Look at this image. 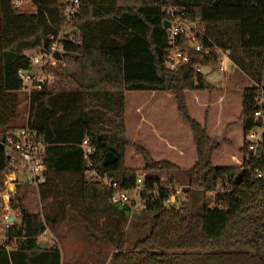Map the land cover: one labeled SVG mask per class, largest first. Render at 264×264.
Listing matches in <instances>:
<instances>
[{
	"label": "trees",
	"instance_id": "obj_1",
	"mask_svg": "<svg viewBox=\"0 0 264 264\" xmlns=\"http://www.w3.org/2000/svg\"><path fill=\"white\" fill-rule=\"evenodd\" d=\"M67 1L0 0V141L15 132L13 124L26 102L24 127L38 131L47 144V171L39 193L48 210L43 216L34 213L27 202L32 189L19 187L14 207L20 222L5 233L0 264H62L58 245L41 249L39 238L76 205L83 213L80 225L95 244L118 231L110 228L101 238L94 235L84 224H90V216L112 221L131 216L128 208L110 203L109 189L88 178L80 148L86 139L96 147L93 169L120 191L134 190L143 178L146 209L137 214L153 216L149 234L132 247L123 233L109 240L116 247L113 264H264V181L257 178V172H264V135L259 159H248L247 152L248 133L264 124V0H80L73 22L77 33L61 41V51L55 53L59 67L49 70L57 83L24 94L18 73L33 68L26 53L42 46L50 50L48 38L58 37L65 25ZM171 9L180 10L176 16L184 20L205 24L202 45L212 51L206 56L185 46L190 64L175 71L166 66L170 46L163 27L171 20ZM219 51L228 52L254 86L242 91L241 114L229 125L230 132L212 138L208 127L193 118L187 93L214 95L216 89L194 68L217 67ZM74 64L78 71L70 70ZM127 93L173 97L195 147L192 167L156 160L144 144L129 140ZM21 94L26 95L22 100ZM258 111L263 112L259 121ZM130 148L141 157L143 168L125 165ZM109 152L119 160L105 166ZM220 154L226 157L217 161ZM229 157L234 165H223ZM9 170L0 144V174ZM150 172L166 173L171 187L178 184L172 174L185 176L187 189L175 205L166 206L171 192L164 190L160 178L146 175Z\"/></svg>",
	"mask_w": 264,
	"mask_h": 264
},
{
	"label": "built area",
	"instance_id": "obj_2",
	"mask_svg": "<svg viewBox=\"0 0 264 264\" xmlns=\"http://www.w3.org/2000/svg\"><path fill=\"white\" fill-rule=\"evenodd\" d=\"M15 3L17 5L20 4L18 1ZM79 10L80 0H68L65 9V25L59 32L58 37L51 36L48 38V41L52 44L50 50L42 46L26 53L33 68L30 70H21L18 73V78L22 82V93L31 95L35 91H40L44 84H53L55 82V76L49 70L59 67L60 63L56 59L55 53L61 51L62 40L72 37L70 33L74 30L73 22L79 14ZM169 13L171 14V20L169 21L170 27L167 29V39L170 48L166 62L168 70L175 71L190 64V58L186 51H184L187 45L195 53L205 54L206 56L210 55L212 51L210 49L205 50L202 45L206 36L205 24L199 21L184 20L183 17L176 16L178 13H181L178 9H171ZM218 55L219 63L216 68L226 74L228 73L229 65L232 63L229 59V53L219 51ZM194 70L201 74L202 67L197 66ZM262 117L263 112L258 111L256 113V120L259 121ZM263 135L264 124L248 133V159H259ZM0 144L3 146L5 156L10 162V170L0 174V224L2 223V227L0 226V244L3 245L8 239L5 234L7 229L15 224L16 216H21L19 209L14 207L19 187L24 184L28 185L34 191L41 208L44 207L40 202L39 188L45 181V172L47 171L45 163L47 144L38 131L32 130L27 126L11 133L5 141L1 140ZM80 148L82 149L84 159L88 162V178L99 182L103 187L109 189L111 192L110 203L112 205L128 208L131 216L146 209L147 199L142 198L145 190L142 177L137 179L134 190L120 191L116 183L104 178L93 169L92 157L96 153V147L86 139ZM257 178L264 181V172H257ZM174 189L175 193H172L173 187H164V190L171 192V195L165 202L166 206L175 205L176 198L182 193L180 190ZM132 196H134V200L131 199ZM36 214L43 216L42 211ZM12 218L13 221L10 222ZM48 230L47 228L39 238L40 244L48 245L47 241L49 239L54 241V237H52ZM11 249V246L7 247L8 252Z\"/></svg>",
	"mask_w": 264,
	"mask_h": 264
},
{
	"label": "rangeland",
	"instance_id": "obj_3",
	"mask_svg": "<svg viewBox=\"0 0 264 264\" xmlns=\"http://www.w3.org/2000/svg\"><path fill=\"white\" fill-rule=\"evenodd\" d=\"M71 71H78L79 68L76 64L72 65L70 68ZM239 74V73H238ZM202 75L206 78L207 82L212 85L213 87L217 89H226V92L233 98V104L230 107L231 115L236 118V121L239 119L241 114V108L239 107L241 100L239 96L237 97V94L234 93L235 89L232 88V86L237 87L236 91H242L246 88L253 87V83L242 77L241 74L235 75L230 77L232 74L228 76V79H226V74L224 72H221L216 67H203L202 68ZM230 77V78H229ZM241 77L243 79H241ZM57 83V80H55V84ZM229 83V84H227ZM227 84V85H226ZM228 87V88H227ZM264 87V83L262 85ZM235 91V92H236ZM26 95L21 94L20 98L21 100L24 99ZM129 123L128 128L129 132L136 134L138 129L136 128L135 123L137 122V119L135 118V115H133V110L129 109ZM28 113L29 108L28 104L26 102H23L21 107L19 108V118L16 122H14L13 126L15 131L21 129L26 125L27 119H28ZM141 116L138 120V122H141ZM157 118H152L150 121H146V125L148 124H157ZM158 127V126H157ZM225 152L228 153V156L235 155V153L231 152L229 149H224ZM223 152V151H222ZM221 152V153H222ZM227 155V154H225ZM220 158H225L226 156L219 155ZM160 159L163 160H170L172 162H177L176 164L179 165L182 168H190L194 165L196 161V154L194 153H188L183 155L179 158H173V157H161ZM178 159V160H176ZM230 160L228 162H224L223 165H234L230 159V157L227 159ZM125 165L129 168L134 169H140L143 168L144 163L139 156V154L132 150L131 148L127 150L126 153V161ZM146 175L149 176H155L161 179V181L164 184V187L170 186L167 183L168 176L166 173L162 172H150ZM174 181H177L178 184L175 185V187L178 190L182 192V190L187 189L186 186V178L182 174L174 173L172 174ZM172 186V185H171ZM32 194H30L28 198V205L32 208V211L34 213H40L43 210L48 212L47 209L41 208L39 205L36 195L34 191L32 190ZM182 195V193H181ZM184 196H182L183 198ZM132 200H134V196L131 197ZM81 206L76 205L74 208V212L70 213L69 216H65L64 214H60V224L55 227V229L51 230L48 228L49 232L51 233L52 237H54V241L52 239H49L47 241V244L49 246L56 243L60 249L61 253V262L62 264H113L114 255L116 253V247L111 245L109 243V240H112L113 238H116L118 234H125L127 236V247H132L134 243L137 241L142 240L144 237H146L151 228L152 224V215L147 214L146 216L135 214L134 216H127V218L120 219L118 218L116 221H112L109 218H105L106 216L96 215V216H90L88 219L90 224H87L84 222L85 225H89L91 230H94V235L101 238V233L109 230L110 228L117 229V233H111L108 236V239H102L98 244H95L92 240H89L86 237L85 233V227H82L80 224L83 222L82 218L79 216H82ZM20 216H16V222H20ZM2 227V223L0 224Z\"/></svg>",
	"mask_w": 264,
	"mask_h": 264
},
{
	"label": "crops",
	"instance_id": "obj_4",
	"mask_svg": "<svg viewBox=\"0 0 264 264\" xmlns=\"http://www.w3.org/2000/svg\"><path fill=\"white\" fill-rule=\"evenodd\" d=\"M238 73L248 79L231 63L228 73L225 75L226 79L230 74H232L230 76L232 77L239 75ZM242 77L241 79H243ZM232 88L236 91L237 87L232 86ZM215 89L213 96L207 93H187V102L193 118L208 127L209 135L212 138H219L223 137L225 132H230L229 125L234 124L236 118L230 112L233 98L226 92V89ZM235 91L234 93L241 100V92L239 90ZM126 98L127 126L129 123L128 108L135 111L133 115L137 119L135 125L138 131L136 134L130 133L129 128L127 129V136L132 143L144 144L156 160H163L160 159L161 157L179 158L187 152H195L192 136L179 117L171 95L165 93H127ZM239 107L241 108V103ZM140 116L142 117V123L138 122ZM207 116L208 120H206ZM152 118H157V124L146 125V121H150ZM220 160L221 158L218 156L217 161Z\"/></svg>",
	"mask_w": 264,
	"mask_h": 264
},
{
	"label": "water",
	"instance_id": "obj_5",
	"mask_svg": "<svg viewBox=\"0 0 264 264\" xmlns=\"http://www.w3.org/2000/svg\"><path fill=\"white\" fill-rule=\"evenodd\" d=\"M164 29H168L170 27V23L168 21H165L163 24ZM77 33L76 30H73L70 35H75ZM119 159L117 156H115L113 153L109 152L106 154L105 158H104V165L105 166H109L114 164L115 162H117ZM242 177L239 176L238 178V183L241 182ZM13 221V218L10 220V222ZM40 248L41 249H47V245L46 244H40Z\"/></svg>",
	"mask_w": 264,
	"mask_h": 264
}]
</instances>
